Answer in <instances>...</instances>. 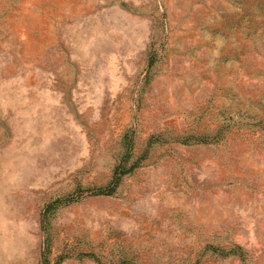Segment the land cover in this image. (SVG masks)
I'll list each match as a JSON object with an SVG mask.
<instances>
[{"label":"rangeland","instance_id":"obj_1","mask_svg":"<svg viewBox=\"0 0 264 264\" xmlns=\"http://www.w3.org/2000/svg\"><path fill=\"white\" fill-rule=\"evenodd\" d=\"M0 264H264V0H0Z\"/></svg>","mask_w":264,"mask_h":264},{"label":"trees","instance_id":"obj_2","mask_svg":"<svg viewBox=\"0 0 264 264\" xmlns=\"http://www.w3.org/2000/svg\"><path fill=\"white\" fill-rule=\"evenodd\" d=\"M118 178H119V175H117L116 173L113 175V182H114V184L117 182V180H118ZM110 185H108V187H109ZM100 192H105V193H107V192H110V191H105L104 189H101L100 190Z\"/></svg>","mask_w":264,"mask_h":264}]
</instances>
